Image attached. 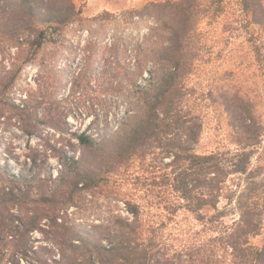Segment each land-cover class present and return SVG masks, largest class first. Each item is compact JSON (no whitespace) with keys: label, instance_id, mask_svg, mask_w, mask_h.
<instances>
[{"label":"rangeland","instance_id":"obj_1","mask_svg":"<svg viewBox=\"0 0 264 264\" xmlns=\"http://www.w3.org/2000/svg\"><path fill=\"white\" fill-rule=\"evenodd\" d=\"M175 1L190 6L186 42L189 64L181 81L185 92L182 107L201 124L198 139L192 145L193 152L230 154L242 146V135L229 123L226 102L244 103L258 125V142L246 148L253 149L247 172L228 174L216 209L206 206L200 216L184 207H173L178 199L171 196L167 185L160 181L167 171L159 162L161 155L157 150L153 151L158 155L152 151L118 161L113 150L122 134L120 128H126L119 119L125 115L128 97L117 87L116 72L120 69L116 63H106L109 67L105 66L102 71V61L90 60L94 52L103 56L109 52L103 44L96 43V37L103 38L104 43L114 35L123 36L126 53L130 52L125 62L129 58L132 63L139 57L144 60L145 68H151L154 60L151 50L166 45L170 30L177 24L174 8L152 9L143 12L140 18L127 16L123 21L119 16L152 2ZM261 1L264 4V0ZM72 2L81 10L80 21L62 28L55 42L47 43L34 59L19 67L9 95L17 102L27 101L31 112L37 115V129L35 134H27L16 118L0 123V164L29 176L36 172L38 177L63 176L65 181L55 183L59 185V198L73 190L66 205L67 222L89 239H104L112 234L118 220L131 222L132 215L125 205L130 201L139 204L141 221L153 226L151 228L161 236V243L169 254L188 246L197 248L195 256L199 263L210 260L212 264H249L240 257V251L231 254L218 237L247 216L260 222L257 233L247 236V244L260 248L264 243L262 30L249 22L238 0ZM105 11L110 14L106 22L100 24L90 20ZM139 43L143 47L140 52L136 47ZM59 119L67 120L68 125L60 124ZM83 129L98 134L105 148L94 152L81 146L72 131ZM69 155L80 160V167L71 165L66 158ZM83 168L95 174L97 183L90 184L85 191H75V172ZM51 181L44 185L51 186L54 184ZM44 185L39 182L37 188ZM33 237L35 246L46 245L49 249L39 250L40 255L29 253L21 263L40 264L42 259L57 257L56 249L47 244L41 233L35 232Z\"/></svg>","mask_w":264,"mask_h":264},{"label":"trees","instance_id":"obj_2","mask_svg":"<svg viewBox=\"0 0 264 264\" xmlns=\"http://www.w3.org/2000/svg\"><path fill=\"white\" fill-rule=\"evenodd\" d=\"M238 3L249 16V22L264 33L263 2L238 0ZM169 6L174 8L177 24L170 30L166 45L151 50L154 54L153 62L149 60L151 68H145L144 60L139 57L132 63L129 58L125 62L130 52L126 53L123 36L114 35L104 43L103 38L96 37V43L103 44L109 52L107 56L94 52L90 60L102 61V71L105 66L109 67L106 63H116L120 69L116 72L117 87L128 97L125 115L119 119L126 128H120L122 134L113 150L118 161L157 150L161 155L159 162L167 171L160 181L167 185L171 196L178 199L173 207H184L200 216L206 206L216 209L228 174L247 172L253 149L246 148L258 142V125L244 103L226 102L229 123L242 135V146L230 154L193 152L192 145L198 139L201 124L182 107L185 92L181 81L189 64L186 42L190 6H183L181 1L152 2L142 9L121 14L119 18L122 21L127 16L140 18L145 11H165ZM80 14L81 10L72 0H0V123L16 118L24 132L35 134L37 115L31 112L26 100L17 102L10 97L9 91L19 67L34 59L47 43L55 42L62 28L80 21ZM109 15L105 11L90 20L102 24ZM141 44L136 46L138 52L143 51ZM62 122L68 125L67 120L59 119V123ZM72 132L77 142L88 150L95 152L105 148L103 140L92 130ZM66 158L71 165L80 167V160L74 155ZM36 173L29 176L0 164V264H23L22 258L29 253L40 255L39 250L49 249L46 245L33 244L35 232L41 233L57 252V257L42 259L40 264H212L210 260L196 261V247L187 246L169 254L161 243V236L151 228L153 226L141 221L139 204L130 201L125 205L132 215L131 222L118 220L112 234L104 239H89L67 222L66 205L73 190L59 198V185L55 184L57 180L65 181L64 177L52 178L50 174L38 177ZM75 175V191H85L90 184L97 183L95 174L88 169L78 170ZM49 180L54 184L45 186L44 182ZM39 182L44 186L37 188ZM262 207L264 218V205ZM258 228L259 221L244 216L234 227L222 232L218 240L225 243L231 254L240 251V257L249 264H264V243L260 248L247 244V236L257 233ZM242 237L244 240H240Z\"/></svg>","mask_w":264,"mask_h":264}]
</instances>
